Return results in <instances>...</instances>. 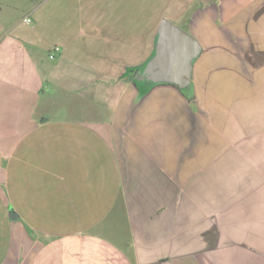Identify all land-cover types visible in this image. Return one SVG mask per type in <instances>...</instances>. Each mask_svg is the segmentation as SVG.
Masks as SVG:
<instances>
[{
	"label": "crops",
	"instance_id": "0c3cea01",
	"mask_svg": "<svg viewBox=\"0 0 264 264\" xmlns=\"http://www.w3.org/2000/svg\"><path fill=\"white\" fill-rule=\"evenodd\" d=\"M165 19L186 88L136 78ZM0 264H264V0H0Z\"/></svg>",
	"mask_w": 264,
	"mask_h": 264
},
{
	"label": "water",
	"instance_id": "95a60500",
	"mask_svg": "<svg viewBox=\"0 0 264 264\" xmlns=\"http://www.w3.org/2000/svg\"><path fill=\"white\" fill-rule=\"evenodd\" d=\"M201 51L202 45L194 34L165 19L160 26L156 53L137 72L136 78L148 83L170 82L181 88L189 87L193 63ZM10 217L13 220L19 217L13 208Z\"/></svg>",
	"mask_w": 264,
	"mask_h": 264
},
{
	"label": "rangeland",
	"instance_id": "374dc122",
	"mask_svg": "<svg viewBox=\"0 0 264 264\" xmlns=\"http://www.w3.org/2000/svg\"><path fill=\"white\" fill-rule=\"evenodd\" d=\"M191 18H192L191 16H186L184 21L187 20V22H189L187 24L190 25ZM178 23H179L180 26H182L183 29H185V30H187L189 32H192V30L190 29V26H188L186 24H183V23H180V22H178ZM195 32L198 33V34H202L203 33L202 35L206 36V37H202V39H206V43H205L206 47L204 48V52L202 53L201 57H199L198 63L196 65V71L205 72V71L211 70V61H212V48H211V45H210V43H211L210 42V32H211L210 31V25H209V32H202V31H199V30H196ZM207 36H208V38H207ZM142 69H143V67H142ZM142 69H140V70H142ZM201 76H203V77H201ZM201 76L196 77L195 81L198 82V85H200V87L203 86V88H205V87L208 86L207 84H208V81L210 80L209 79L210 72H209V74L204 73ZM19 227L20 226L18 225V228ZM30 242H31V240H29V243H28L29 246L31 244Z\"/></svg>",
	"mask_w": 264,
	"mask_h": 264
},
{
	"label": "built area",
	"instance_id": "2783aa9c",
	"mask_svg": "<svg viewBox=\"0 0 264 264\" xmlns=\"http://www.w3.org/2000/svg\"><path fill=\"white\" fill-rule=\"evenodd\" d=\"M24 21L27 22V23H30L32 20H31L30 17H26V18H24ZM60 51H61V46H59V45L54 46V47L50 50L49 57H50L51 59L55 58L56 54H57L58 52H60Z\"/></svg>",
	"mask_w": 264,
	"mask_h": 264
},
{
	"label": "trees",
	"instance_id": "16d2710c",
	"mask_svg": "<svg viewBox=\"0 0 264 264\" xmlns=\"http://www.w3.org/2000/svg\"><path fill=\"white\" fill-rule=\"evenodd\" d=\"M140 69H142V68H140ZM141 83L143 84V83H145V81H142Z\"/></svg>",
	"mask_w": 264,
	"mask_h": 264
}]
</instances>
